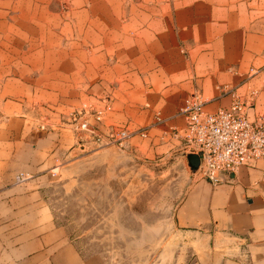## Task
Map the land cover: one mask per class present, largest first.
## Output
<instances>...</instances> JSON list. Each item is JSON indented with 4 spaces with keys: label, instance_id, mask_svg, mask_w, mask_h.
<instances>
[{
    "label": "crops",
    "instance_id": "crops-1",
    "mask_svg": "<svg viewBox=\"0 0 264 264\" xmlns=\"http://www.w3.org/2000/svg\"><path fill=\"white\" fill-rule=\"evenodd\" d=\"M198 93L208 110L234 94L264 113V0H0V264H104L41 184L81 145L71 114L101 108V131L132 132L125 148L186 164L181 108ZM18 171L31 177L16 185ZM187 180L174 225L208 251L184 264H264V159Z\"/></svg>",
    "mask_w": 264,
    "mask_h": 264
},
{
    "label": "rangeland",
    "instance_id": "rangeland-1",
    "mask_svg": "<svg viewBox=\"0 0 264 264\" xmlns=\"http://www.w3.org/2000/svg\"><path fill=\"white\" fill-rule=\"evenodd\" d=\"M140 149L82 143L68 151L41 183L49 207L81 252L104 264H184L208 251L173 221L188 167Z\"/></svg>",
    "mask_w": 264,
    "mask_h": 264
},
{
    "label": "built area",
    "instance_id": "built-area-1",
    "mask_svg": "<svg viewBox=\"0 0 264 264\" xmlns=\"http://www.w3.org/2000/svg\"><path fill=\"white\" fill-rule=\"evenodd\" d=\"M255 94L256 91L252 90L250 100ZM233 96L229 107L208 110L204 106L205 98L199 93L193 94L181 108L186 120L184 147L199 153L201 164L197 175L211 182L221 181L240 167L264 159V113L250 118L245 109L251 101L246 103ZM103 113L101 108L88 106L71 114L69 122L77 132L79 142L125 147L132 132L118 125L101 131L99 124ZM90 120L94 122L90 123ZM146 129H140L137 133L146 136ZM172 132L175 137L178 136V129L173 128ZM83 133H86L85 137ZM26 178L25 172L18 171L14 175V182L20 183Z\"/></svg>",
    "mask_w": 264,
    "mask_h": 264
},
{
    "label": "water",
    "instance_id": "water-1",
    "mask_svg": "<svg viewBox=\"0 0 264 264\" xmlns=\"http://www.w3.org/2000/svg\"><path fill=\"white\" fill-rule=\"evenodd\" d=\"M186 165L191 175L197 174L200 169L201 159L197 151L187 149L185 152Z\"/></svg>",
    "mask_w": 264,
    "mask_h": 264
}]
</instances>
